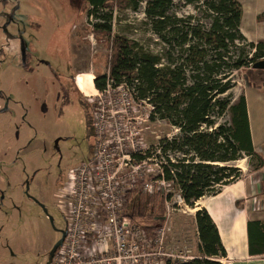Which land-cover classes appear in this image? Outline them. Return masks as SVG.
<instances>
[{
  "label": "rangeland",
  "instance_id": "rangeland-1",
  "mask_svg": "<svg viewBox=\"0 0 264 264\" xmlns=\"http://www.w3.org/2000/svg\"><path fill=\"white\" fill-rule=\"evenodd\" d=\"M240 2L243 34L248 41H263L264 0ZM111 4L114 9L109 33L93 27L96 20L88 16L85 0H0V264H47L44 252L56 233L44 214L30 205L25 189L30 185L31 193L54 200L56 182L67 185L71 171L92 157L96 114L112 122L107 126L106 140L116 135L120 125H126L134 140L132 148L150 149L152 153L151 158H145L124 204L132 232L151 228L149 224L154 225L153 231L165 227L167 255H200L194 218L197 210L192 215L190 212L196 205H179L174 184L155 183L162 163H166L156 146L160 139H171L179 130L165 120L151 119V104L135 100L124 84L103 91L95 85L96 76L110 73L117 36L137 40L142 46L150 44L152 51L160 47L147 25L144 3L137 11L122 8L118 0ZM176 12L181 16L197 13L192 6L183 5ZM80 74L92 77L93 94L84 95L76 86ZM247 74L248 70L235 73L232 94L235 100L246 96L256 144L264 149V81L252 86ZM82 98L92 106L90 111ZM234 164L243 171L257 165L246 157ZM144 183L153 188L143 190ZM51 212L57 226L65 229L63 210L53 207ZM27 229L32 234L37 232L39 239L36 235L30 238ZM221 261L230 263L228 259ZM115 263L134 264L133 259L127 262L120 258Z\"/></svg>",
  "mask_w": 264,
  "mask_h": 264
},
{
  "label": "trees",
  "instance_id": "trees-1",
  "mask_svg": "<svg viewBox=\"0 0 264 264\" xmlns=\"http://www.w3.org/2000/svg\"><path fill=\"white\" fill-rule=\"evenodd\" d=\"M112 1L85 0L97 31H112ZM118 1L135 11L145 4L147 25L160 47L152 51L150 44L117 36L110 73L96 76L94 82L99 90L109 83L124 84L135 100L151 104V119L165 120L179 130L156 146L166 160L158 178L172 181L186 204L194 207L203 196L215 195L241 178L243 170L235 162L246 157L256 169L264 167L253 143L246 96L235 100L232 94L236 72L248 70L246 80L252 86L264 81V70L253 68L264 59V40L255 43L243 34L240 0ZM180 5L192 6L197 13L181 16L176 12ZM151 154L148 149L134 156L145 159ZM195 220L200 255L164 264H222L219 259L227 251L214 220L205 208L196 212ZM149 227L153 235L154 225ZM249 231L251 251L264 253V222H250Z\"/></svg>",
  "mask_w": 264,
  "mask_h": 264
},
{
  "label": "built area",
  "instance_id": "built-area-1",
  "mask_svg": "<svg viewBox=\"0 0 264 264\" xmlns=\"http://www.w3.org/2000/svg\"><path fill=\"white\" fill-rule=\"evenodd\" d=\"M110 86L111 83L107 89ZM93 120L95 133L92 137L95 138V143L92 157L72 170L67 181L66 192L70 199L64 214L70 236L64 256L75 259L79 258L80 251H84L94 258L110 252L108 259L103 256L87 264H116L117 258L127 262L133 259L134 264H164L167 259L187 261L189 257L185 254L170 256L165 253V227L157 228L153 235L145 228L132 232L131 218L125 211L124 204L128 193L136 185L137 174L141 173L140 169L146 163L145 159H136L134 153L145 155L146 151L132 148L134 140L130 139L126 125H120L116 135L112 134V139L106 140L105 132L112 122L103 114H96ZM136 144L138 145V141ZM160 175H163L162 167ZM158 182L173 184L163 178L155 180V183ZM152 188L153 185L149 183L142 186L143 190ZM174 196L179 205L188 207L180 191ZM86 230L98 233V244L89 248L80 247V238L85 235ZM114 247L119 257H116Z\"/></svg>",
  "mask_w": 264,
  "mask_h": 264
},
{
  "label": "crops",
  "instance_id": "crops-1",
  "mask_svg": "<svg viewBox=\"0 0 264 264\" xmlns=\"http://www.w3.org/2000/svg\"><path fill=\"white\" fill-rule=\"evenodd\" d=\"M251 132L255 149L264 158V149L256 144L252 125ZM195 205L191 215L192 211L205 208L214 220L227 251L222 259L230 260L229 264H264V253L251 251L249 234L250 222H264V167L243 171L240 179L223 186L215 195L203 196ZM256 228L253 223L251 229L256 231ZM188 257L189 260L194 255Z\"/></svg>",
  "mask_w": 264,
  "mask_h": 264
},
{
  "label": "flooded vegetation",
  "instance_id": "flooded-vegetation-1",
  "mask_svg": "<svg viewBox=\"0 0 264 264\" xmlns=\"http://www.w3.org/2000/svg\"><path fill=\"white\" fill-rule=\"evenodd\" d=\"M0 35H2V34H0ZM0 50H2V44H1ZM21 50L23 53V57L25 59L26 55H25L24 44L22 45ZM3 53H4V50L2 51V54ZM75 83H76V86L78 87V89H80L78 84H77V76H76V82ZM84 95H86V94H84ZM81 102L84 103V105L88 109V111H90V109H92L91 108L92 106H90L85 101L84 98L81 99ZM57 143H58V141H56L55 145H56V148L58 149ZM26 182L29 184L28 180H26ZM26 182H25V184H26ZM62 184H61L60 180H58L56 182V185H58V190H57V192L56 191L54 192V200L53 201H47L44 198L42 193H39V195L31 193L30 192V185H28L27 188L25 189V195H26V198L29 200L30 205H33V207H35L36 210H39L40 213L44 214L45 221L46 220L48 221V223L52 226L54 232L56 233L55 238H53V240L51 241V245H49V244L47 245L48 250L44 252V253L47 252V255H48L47 264H79L81 262L84 264H87V263L91 262L92 260H94V261L99 260L103 256H105L108 259L111 256L109 251L104 253L103 255H97L94 258L89 256V254L85 253L84 251H80L79 258L71 259L70 256H68V257L64 256V253L67 251V244L69 242V236H70L69 227L67 225V220L65 218V220H66L65 229L58 227L56 222H55V217L51 212V209L53 207L57 210H61V211L63 210V214L68 209L70 196L66 192L67 191V185H62ZM40 192H42V191H40ZM21 195H22V193H21ZM64 198H65V201H64ZM49 206H50V208H49ZM83 219H84L83 221H86L85 218H83ZM41 220H43V218ZM86 222L88 223V221H86ZM24 224L26 226H28V222H25ZM26 233L29 236H31L30 238H32V236L36 235L39 239V234L35 231H34V234H32L33 231L27 229ZM84 234L85 235L80 238V240L82 242L80 244V247L89 248V247H92L93 245L99 243V235L97 232H95V231L92 232V231L86 230L84 232ZM40 243L42 244V242H40ZM63 256L65 257L64 261H63Z\"/></svg>",
  "mask_w": 264,
  "mask_h": 264
},
{
  "label": "bare ground",
  "instance_id": "bare-ground-1",
  "mask_svg": "<svg viewBox=\"0 0 264 264\" xmlns=\"http://www.w3.org/2000/svg\"><path fill=\"white\" fill-rule=\"evenodd\" d=\"M77 84L79 88L83 91L86 95L93 94V81L90 75L80 74L77 77Z\"/></svg>",
  "mask_w": 264,
  "mask_h": 264
},
{
  "label": "water",
  "instance_id": "water-1",
  "mask_svg": "<svg viewBox=\"0 0 264 264\" xmlns=\"http://www.w3.org/2000/svg\"><path fill=\"white\" fill-rule=\"evenodd\" d=\"M254 69H259V70H264V59L257 61L254 65H253ZM57 247V246H56Z\"/></svg>",
  "mask_w": 264,
  "mask_h": 264
}]
</instances>
